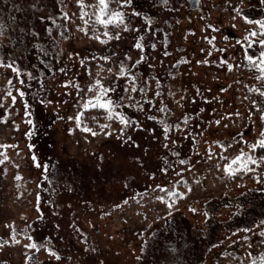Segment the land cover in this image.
<instances>
[{"label":"rangeland","instance_id":"rangeland-1","mask_svg":"<svg viewBox=\"0 0 264 264\" xmlns=\"http://www.w3.org/2000/svg\"><path fill=\"white\" fill-rule=\"evenodd\" d=\"M105 2L0 0V264H264V0Z\"/></svg>","mask_w":264,"mask_h":264},{"label":"snow or ice","instance_id":"snow-or-ice-1","mask_svg":"<svg viewBox=\"0 0 264 264\" xmlns=\"http://www.w3.org/2000/svg\"><path fill=\"white\" fill-rule=\"evenodd\" d=\"M128 0H125V3H127ZM99 4L101 5V15H107L109 18L107 20H103L100 18V16H97V22L98 23H101V24H104L105 26L109 23H113V22H120L122 23L123 20L121 18V14L118 13V12H112V13H108L107 12V4L105 2V0H99ZM123 6V5H122ZM262 27H264V24H261ZM252 36H255L256 33H251ZM250 43H259L261 44V46H264V41H261V42H257V41H252ZM137 48L140 47L139 44L136 45ZM259 63H256V61L253 59V57H247V59L254 63L255 66H256V70L259 71L262 75L261 76H258L256 77L257 79H264V53H260L259 54ZM13 71H15V69H13ZM123 69H121V73L123 74ZM91 91V89H90ZM111 91L110 89H103L102 86H101V92L97 94V96L95 97V100H89L87 102H85L84 104V107L85 108H88L89 106H92V107H98V108H101V109H105L106 111L109 112V115H108V119H111L112 116L115 114L112 109L115 107V104L112 100L110 99H105V97L107 96L108 92ZM132 91L133 92H136L137 89L135 87L132 88ZM141 91H143V89H141ZM262 95H264V93H261ZM21 95H23V93H21ZM119 120L121 123H128L127 121H125L124 117L122 115L118 116ZM261 120L264 121V114H262L261 116ZM77 121H79V117H77ZM102 127H107V125H103ZM165 131H167V129H165ZM93 135H95V133H93ZM262 136H264V132L261 133ZM259 146L260 147H264V140H261L260 143H259ZM253 150L256 149L257 145H253ZM248 161H251L252 158L251 157H248L247 158ZM243 161V157H238L236 160H233V164H236L238 162H242ZM254 162V161H253ZM181 163H184L183 161H181ZM243 166L246 168L247 167V163L245 162L243 164ZM231 170V165L229 166V168L225 169V171H230ZM16 179H20V177H16ZM173 195H175V193H173ZM264 235V234H262ZM33 247H35V245H32Z\"/></svg>","mask_w":264,"mask_h":264},{"label":"water","instance_id":"water-1","mask_svg":"<svg viewBox=\"0 0 264 264\" xmlns=\"http://www.w3.org/2000/svg\"><path fill=\"white\" fill-rule=\"evenodd\" d=\"M163 2V0H159L157 3L160 5ZM189 9H196L198 7L199 0H187Z\"/></svg>","mask_w":264,"mask_h":264},{"label":"trees","instance_id":"trees-1","mask_svg":"<svg viewBox=\"0 0 264 264\" xmlns=\"http://www.w3.org/2000/svg\"><path fill=\"white\" fill-rule=\"evenodd\" d=\"M93 127H96V128H98L99 127V125L98 124H96V123H94L93 125H92ZM91 128V127H90ZM250 214V213H249ZM262 214L263 213H251L250 215H249V219H252V218H254V219H258V218H260V217H263L262 216ZM253 220V219H252Z\"/></svg>","mask_w":264,"mask_h":264}]
</instances>
